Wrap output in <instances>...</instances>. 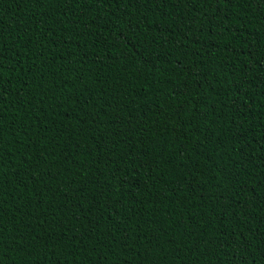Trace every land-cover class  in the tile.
<instances>
[{
	"label": "trees",
	"instance_id": "obj_1",
	"mask_svg": "<svg viewBox=\"0 0 264 264\" xmlns=\"http://www.w3.org/2000/svg\"><path fill=\"white\" fill-rule=\"evenodd\" d=\"M175 3L49 0L41 8L33 0H0V28L12 51L0 78L4 236L14 249L5 251V264L41 258L48 264L43 248L32 256L15 251L12 236L16 228L27 235L30 225L42 243L52 228L59 234L60 222L80 243L72 254L67 237L57 245L59 264H264V16L255 4ZM217 8L228 19L208 30L213 16L219 20ZM129 11L139 33L127 27ZM119 31L128 39L114 35ZM161 31L164 40L153 45L161 59L145 64L143 36ZM193 71L199 83L189 97L169 98L192 83ZM189 101L203 112L192 121L201 135L190 143L170 115ZM192 114L185 109L186 118ZM21 126L29 132L17 140ZM206 135L212 139L197 147ZM23 142L34 147L24 151ZM50 152L59 175L53 191H45L33 178L46 165L29 171L23 161L32 156L38 164L35 156ZM73 177L76 185L64 187ZM85 178L98 181L84 189L86 219L77 191ZM57 188L63 192L55 194Z\"/></svg>",
	"mask_w": 264,
	"mask_h": 264
},
{
	"label": "snow or ice",
	"instance_id": "obj_2",
	"mask_svg": "<svg viewBox=\"0 0 264 264\" xmlns=\"http://www.w3.org/2000/svg\"><path fill=\"white\" fill-rule=\"evenodd\" d=\"M33 2L38 6L43 8L45 2H49V0H33ZM88 2H94L97 5H101V4H105V3H109L110 0H81L82 5L84 3H88ZM112 2H114V0H112ZM171 2V0H164V7H167L168 4ZM197 2V0H176L175 3V7H180L181 4H192ZM198 2L200 3H205V4H210L211 0H198ZM240 3H246L249 7H251L253 4H255L257 6V8L260 11V14L262 16H264V0H216V4L217 5H223L224 9L227 8H235L237 7L238 4ZM145 4H151L152 6L159 8L160 7V0H125V7H130L131 5H139L140 7H143ZM139 8L136 9L137 12H139ZM217 13L219 14V20H217L216 16H213L212 20L209 21V29L211 30V26L214 25L217 29H219L222 25H221V21H224L226 19H228V17H226L223 13V11H221L220 8L216 9ZM113 12H115V9H113ZM125 15H128L130 17L129 22L127 27L129 29H134L137 31V33H139L140 30V25L139 23L133 24L132 23V14L131 11H129L128 13H125ZM100 19H103V17H100ZM117 20H120V17L117 16ZM98 26V24H97ZM192 26H195V19L192 22ZM114 27H116V25H114ZM191 30V29H189ZM198 31H203L205 30V26L202 24L200 26L199 29H197ZM225 31H227L225 29ZM114 35L119 36L120 38L127 40L128 37L127 35L123 32V31H119L117 33H114ZM164 40V36L163 33L161 31V34L159 36H153L150 34H144L143 36V40H142V44L145 45L146 47L144 48V51L140 53V57L141 59L144 60L145 64H153L155 63V61L160 60L161 57L158 55L154 56V53L156 52V47L160 46V42H162ZM19 41V37L17 38L16 41H13L12 43H18ZM193 43H195V41H193ZM214 41H209V47H213ZM153 45H156V47H153ZM114 46L119 47V44L116 43ZM127 47V44L125 45ZM133 47H135V45H133ZM176 47L178 48H183V44H178L176 45ZM149 49H152V51H148ZM27 51H31V49H27ZM171 51V49H170ZM147 52V56L144 55V53ZM15 55L18 57L19 56V51L15 50ZM184 56H187L188 53L187 51L183 52ZM12 57V51L9 50V45L8 43L5 41L4 38V32L3 29L0 28V78L3 77V70L5 67V61H8L9 63H12V60L10 59ZM35 63V61H33V64ZM178 63H180V61H178ZM13 68H15V65H13ZM25 71H27V69H25ZM185 71H191V69H185ZM192 76H193V80L192 83L189 84L187 81L183 82L182 87H178L173 89V92L170 94L169 98H172V96L174 95L177 100H179V97H185L186 99L189 97V94L192 92L193 87L199 83L198 80L194 79V77L196 76V73L193 71L192 72ZM10 91V90H9ZM3 93H4V89L2 87H0V264H5L4 261V254L5 251L8 252H12L14 249L11 247V245H9L7 248L5 247L6 245V239L4 236V232L6 231V229L4 228V213H3V208H2V204H3V196H4V159L6 156V150L4 147L5 144V137H4V123H3V104L6 103V101L3 100ZM167 102V100L165 101V103ZM198 105H193L190 101L185 104V103H177L176 104V111L171 113L170 115L174 118H176L177 120V126L179 129H183L186 130L184 132L183 135V139L185 141H188L189 143L191 142V136L195 135V136H200L201 135V129L200 126L198 124H192L193 120H197L199 117L203 116V112L198 111ZM189 108L192 109V116L187 117L185 116V109ZM237 112L239 114V106L237 107ZM169 117H166V119ZM86 122V121H85ZM191 125V126H190ZM212 125L209 124V129H211ZM17 132L20 133L19 136L16 137L17 140H20L21 137L23 136H27L29 130L27 128H24L23 126L18 127L16 129ZM11 134V133H10ZM30 139V138H29ZM212 139L211 135H206L203 138H201L198 141V144L196 145L197 147L203 148V146L205 145V143H207L208 141H210ZM223 145H221L222 147ZM23 147H24V151H28L29 147H34L32 145H30L28 142H23ZM54 152H50L47 153V155H37L35 156V159L39 162L38 164H32L30 163V161L33 159L32 156H29L28 158H26L23 163L28 165V170L32 171L35 170L39 167V164H44L46 165V168L44 171L39 173V178L35 179V183L39 184L40 189L45 190V191H53L52 187H50L51 182H54L57 179V176L59 175V169H57L56 172L52 171V168L54 167V164L49 163V156L54 155ZM242 155L244 156L245 159H247V154L246 153H242ZM71 156L69 155L68 157H65V161H67L68 159H70ZM13 166L15 167L16 165L13 164ZM103 165H98V167H102ZM67 171V169H65ZM120 171H123V169L121 168ZM21 172V169L17 168V174H19ZM28 173L25 172L24 175H27ZM61 183L63 184V181H61ZM91 183H98V181L95 178H85L84 183L82 185H80L77 189V191L79 192V200L81 201V205L79 206V210L81 212H84V218H87V213L88 211L91 210V206L89 208V210H85L82 207V202L84 200V189L88 184ZM76 185V178L73 177V179L66 185H64V187H67L69 189H72L73 186ZM26 187V186H25ZM254 191V189H253ZM63 192V188H57L55 189V194H59ZM103 191L100 192V195L103 196ZM33 199L35 200L36 197L34 196ZM96 197L93 196V200L95 201ZM64 200L65 203H68L69 201V197L67 196V194H65L64 196ZM63 207V206H61ZM73 207H76V205H73ZM247 207V204H246ZM59 209H57L58 211ZM67 214V210H65V215ZM53 216H56V211H53ZM120 217V213L119 210H116V217L115 218H111L113 224H117L118 223V218ZM36 219L39 220V224L43 225V224H49V221L46 219H42L40 217H35ZM57 221L60 220L59 217H56ZM103 219V217H102ZM130 219V218H129ZM19 223V222H17ZM49 226L51 227V224H49ZM25 227L28 229L27 231V235L24 232H20L19 228L15 229V235L12 236V240L13 243H15L17 245V247L15 248V251H18L20 253H24L27 256H32V255H39L41 248H43V251L47 257V261L48 264H53V260L52 258L55 257V264H59V257L57 256V250H56V246L60 245L62 243L65 242V239L67 237V242L65 244L66 247H69V254H72L73 250L75 249V246L78 245L80 243V241L77 239L76 234L73 233V235L71 237H68V233L70 231H72L71 228H64L63 223L60 222L58 223V227L60 229L59 234H57V229L56 228H52L51 232H46L44 233V237L45 239H43V242L41 243V235L42 234H33L34 230L30 225H25ZM99 227V225H94L92 227V231L95 232L96 229ZM88 239H91V237H87ZM125 239H129V237L127 235H125L124 237ZM146 238V237H145ZM49 241L52 242V244H49ZM232 243H236V241H232ZM241 243H243V241H241ZM38 245H40V247H37ZM77 254H78V250H77ZM262 255H264V253H262ZM12 264H29V262H21V261H13ZM30 264H45L44 262V258H41L39 261H31ZM95 264H99V261L95 262ZM244 264H247V262L245 261ZM253 264H258L257 261H253Z\"/></svg>",
	"mask_w": 264,
	"mask_h": 264
}]
</instances>
